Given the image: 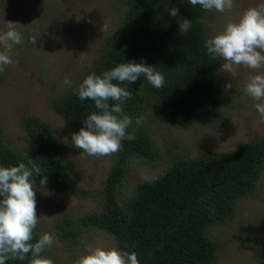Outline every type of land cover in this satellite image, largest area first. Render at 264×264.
Listing matches in <instances>:
<instances>
[{"label": "trees", "instance_id": "trees-1", "mask_svg": "<svg viewBox=\"0 0 264 264\" xmlns=\"http://www.w3.org/2000/svg\"><path fill=\"white\" fill-rule=\"evenodd\" d=\"M114 1L121 5L115 28L102 39L82 77L49 103L65 126L77 133L85 127L84 119L99 110L93 100H81L73 89L93 72L101 75L130 61L146 63L164 75L162 88H154L143 76L133 84L121 85L132 93L123 109L133 121L127 132L134 133L136 139L122 141L101 187L84 189L72 181L64 145L56 139L51 125L27 114L20 120L26 153L20 154L0 137V166L32 160L43 170L33 177L35 183L47 176L45 186L54 198L62 200L68 192L97 198L101 209L83 215L81 224L110 233L121 250L127 244V251H135L140 264H213L218 242L207 234V227L224 221L232 213L233 202L254 190L264 170V136L226 151L173 157L164 173L137 184L133 194L120 204L116 189L128 164L153 166L171 159L154 148L136 119L148 115L175 127L211 124L219 118L223 101L217 89L220 58L213 60L204 46L210 38L203 22L206 10L189 0ZM172 7L179 9L177 17L168 14ZM185 18L191 21V28L180 35V21ZM54 229L67 246L80 241L66 215L57 216ZM40 236L36 227L32 242ZM43 255L53 260L49 249ZM255 256L264 264V229L257 237ZM31 259L29 253L24 260L10 258L6 264H30Z\"/></svg>", "mask_w": 264, "mask_h": 264}, {"label": "rangeland", "instance_id": "rangeland-1", "mask_svg": "<svg viewBox=\"0 0 264 264\" xmlns=\"http://www.w3.org/2000/svg\"><path fill=\"white\" fill-rule=\"evenodd\" d=\"M264 0H234L233 8L223 13L206 11L203 22L209 37L221 32L227 23L239 19L243 12ZM121 5L114 0H0V31L9 22L15 23L25 37V43L15 45L13 63L0 73V137L10 147L24 155L27 142L20 129V120L34 114L48 122L56 139L64 145L71 178L84 189L99 188L113 164L111 156H89L72 145L73 132L49 100L58 97L79 80L92 64L102 39L115 28ZM107 25L102 31L101 26ZM39 33L33 46L27 38ZM217 73L218 95L223 101L219 118L211 123L196 122L187 127H175L151 116H141V127L153 146L166 152L171 159L153 166L130 163L116 189V199L124 203L135 186L145 176L158 177L170 165L173 157H190L205 151H226L244 144L255 136H264V117L245 91L248 78L264 69L251 70L236 66L233 77L221 69ZM232 88L226 93L224 85ZM36 201L40 235L50 233L55 243L49 248L53 261L64 264L85 254L86 246L117 247L114 237L97 227L84 226L83 215L101 209L99 200L91 196L66 193L64 199L54 198L50 189L36 183ZM232 213L224 220L210 224L207 234L218 242V254L213 264H260L255 256L257 237L264 229V170L254 190L238 197ZM66 215L76 227L80 241L73 246L63 244L55 234L57 216Z\"/></svg>", "mask_w": 264, "mask_h": 264}, {"label": "clouds", "instance_id": "clouds-1", "mask_svg": "<svg viewBox=\"0 0 264 264\" xmlns=\"http://www.w3.org/2000/svg\"><path fill=\"white\" fill-rule=\"evenodd\" d=\"M191 5H199L206 11L226 12L233 8L234 0H189ZM172 17L179 15V9H168ZM191 28L187 18L180 21L179 33L184 35ZM6 31H0V73L13 63L12 51L15 45L25 43V37L17 29L15 23L9 22ZM102 31L107 25L101 26ZM39 33L27 38V42L35 46ZM208 54L213 60L221 58L224 63L221 69L236 75V66L251 70L264 69V3L247 8L237 21L227 23L223 31L208 38L204 42ZM145 77L154 88H162L164 75L155 71L146 63L130 61L121 63L101 75L89 74L77 88L73 89L81 99L95 102L98 112H92L84 119L85 127L73 133L72 145L89 156H111L121 149L122 141L136 139L135 134L127 130L132 126V118L124 114L123 105L132 93L121 85L125 82L133 84L139 77ZM115 81V82H114ZM63 83L71 87L72 81L65 78ZM232 88L230 82L224 85L227 93ZM245 93L255 103L256 111L264 117V72H257L248 78ZM114 101V104L109 101ZM135 123L142 124V118ZM43 172L34 161L27 164L20 162L16 166H0V264L8 259L24 260L31 253L30 264H54L53 260L43 253L54 243L50 233L42 234L34 243V230L39 223L36 201V183L33 179ZM151 181L153 177L145 176ZM47 183V176L40 180V187ZM119 247L86 246L85 254L75 264H140L135 251H127Z\"/></svg>", "mask_w": 264, "mask_h": 264}]
</instances>
